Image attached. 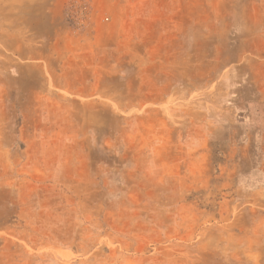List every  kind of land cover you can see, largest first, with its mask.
Returning <instances> with one entry per match:
<instances>
[{
    "label": "rangeland",
    "instance_id": "rangeland-1",
    "mask_svg": "<svg viewBox=\"0 0 264 264\" xmlns=\"http://www.w3.org/2000/svg\"><path fill=\"white\" fill-rule=\"evenodd\" d=\"M0 264H264V0H0Z\"/></svg>",
    "mask_w": 264,
    "mask_h": 264
}]
</instances>
